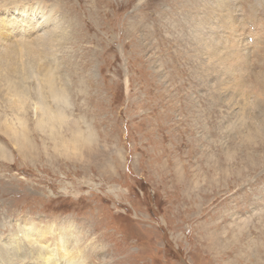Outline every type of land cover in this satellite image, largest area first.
Masks as SVG:
<instances>
[{
  "label": "rangeland",
  "instance_id": "1",
  "mask_svg": "<svg viewBox=\"0 0 264 264\" xmlns=\"http://www.w3.org/2000/svg\"><path fill=\"white\" fill-rule=\"evenodd\" d=\"M221 1L0 0L1 12L46 7L53 21L35 17L25 37L60 31L23 73L19 60L0 71V264L45 250L22 234L34 225L74 264H264V99L253 107L211 47L247 44L239 15L255 5L264 20V1ZM49 73L66 89L59 104ZM39 88L42 107L90 137L39 124Z\"/></svg>",
  "mask_w": 264,
  "mask_h": 264
},
{
  "label": "bare ground",
  "instance_id": "2",
  "mask_svg": "<svg viewBox=\"0 0 264 264\" xmlns=\"http://www.w3.org/2000/svg\"><path fill=\"white\" fill-rule=\"evenodd\" d=\"M226 2H227V0L226 1H224V0L221 1V5H223L224 8L227 6ZM250 3H251V1H250ZM257 3L261 4V2H258V0H257ZM263 7H264V5H263ZM10 9H12V10H10ZM10 9H7V10L2 11V12L0 11V13H2L0 15V71L10 72V67L12 66V64L14 65V67H15L14 69L16 70V69L19 68V63H20L22 65V68H21L22 70H20V69H18V70H20L23 73L24 70H25L24 63H23L24 62V57L26 56L31 64H33L35 62V60H39L41 50L42 49L44 50L45 47L48 48L49 46H52L54 40L58 36L57 34L60 35V31L59 30L55 31L57 29V28H55L53 30V37L51 38V40H47L41 35H39L38 37H35L33 39H31L29 37H25V36H27V34L33 33V32H36V31L39 30L41 22L38 21V19L36 20L35 17L41 16L42 20L46 19V17H47L46 23H48L50 21L51 22L53 21V19L50 18L51 15L49 16V13L46 10V7H41L40 5H36L34 7V9H32V7L30 5H28L27 3H26V6L24 4L23 5H18V6L16 5V7H13V8H10ZM249 9H250V12L254 11V13H250V15H251L250 17H254V18H251L250 20H247L242 14L239 15V18L241 19V21L244 23V25L247 28V29L243 28L244 32L242 33V38L245 39L247 44L243 43L239 47H237V46L235 47V46H231L233 44V43H231V41H227V43L225 45L224 44L220 45V43H218V45L215 46L213 44L211 47L214 50V54L216 53L215 49H217L216 55H218V56L221 55V53L218 51L219 46L223 47V54L220 57V63L226 68V70H224L225 72L227 71L229 73L230 72L233 73V76L229 80L231 85H232V80L233 79L234 80H238V85H239V87L241 86V89L239 90V92L243 90V93L245 94V96L249 97V102L254 107V105H256V103H258L259 100L261 101L262 99H264V96H263L264 95V23H262V21L264 22V20L262 18V14L258 13V11L256 10V6L255 5H250ZM41 11H43V12H41ZM49 11L52 12L51 9H49ZM16 12H19L20 13V17H22V18H20L19 16H16L15 15ZM225 12H224V14H225ZM256 13H257V15H256ZM250 17H248V18H250ZM224 18L226 19V16L225 17L223 16V19ZM255 18H256V20H258L257 22H255V20L254 21L252 20V19H255ZM251 20L253 22H251ZM248 21H250L252 24H254V27H256L257 30H258V28L260 26V28H261V29H259L260 31H258V32L256 31L257 33L254 32L253 29H252V25ZM235 24L237 25L238 28H242V26L239 25L238 22H235ZM248 24H249V26H248ZM228 26H229V24H228ZM58 31H59V33H58ZM16 34H20V35H16ZM19 36L24 37V38L21 39V41L22 40L24 41V48L20 47L17 51H15L14 49L12 51L10 46H9V41H15V40L18 39ZM34 36H36V34ZM57 40H59V38ZM215 41H217L216 38H215ZM238 42H240V41H238ZM249 49L251 51H249ZM246 50H247V52H246ZM210 51H211V48L209 46L208 52L210 53ZM46 54H44V55H46ZM235 55L237 56V63L241 64V66H239L240 68H238L237 64L234 65L235 62H234L233 59H235ZM211 57H213V56H211ZM246 58H249V60H254V59L261 60L262 64L259 63L261 65L260 68L258 66L259 69H256V70H253V71L249 68L250 71H248L247 69L251 65V63H248L246 61ZM43 59H44V57H43ZM13 60H15L14 63H13ZM18 60H19V63H18ZM217 61H219V60H217ZM252 66H254V65H252ZM37 70H38V68H37ZM20 71H18V72H20ZM246 72H251L252 74H250L249 77H246L248 75V73H246ZM14 73H15V71H14ZM15 74H18V73H15ZM2 75H3V73H1V76ZM253 77H254V80H251ZM4 78H5L6 82H7V84H9V82L12 80V78H9V76L7 78L6 77H4ZM7 79L9 80V82H8ZM46 81H47V84H50V86L48 87L50 92L53 89V92H51V94L53 93L55 101L57 102V104H59V102H61V100L63 98H65L64 95H65L66 89L59 88V87H54L55 77L51 78L50 73H49V77L46 79ZM40 84L43 85V87H45V84H44L43 81H39V85ZM236 85H237V83H236ZM245 87L246 88L248 87L249 90L248 91L245 90L244 89ZM19 89H20V87L18 85H12V89L8 92V93H12L13 94V97H9V95H8V97L10 98V101H11V104H10L11 108H12V105L18 106L19 108H21V105L23 104L22 102L25 99V97L27 96V93H22V92H20L21 90H19ZM39 89L40 90L36 91L37 95H38L36 97V101H38L39 103H33V107L36 105V110L35 111H36L37 121H38L39 124H41L42 126H45V127H46L47 124H49V128H50V126L52 124L54 126L56 125L55 126L56 128L52 129V131H54V132H57V128H60V129H58V131L61 130V128H62L61 126H63V127L66 126L67 129L68 128H73L74 132H75V135H76V138H72V140L73 139L76 140V139H78V137L83 138V139L85 137H90V136L86 135L88 133L82 134L81 130L78 127H75V126L72 127V126L68 125L67 123H64L65 117H64L63 113H61V109H56L55 110L56 112H55V111H52L51 108H49V106L48 107L47 106L42 107L43 105L40 104L41 103L40 101H42L44 97H42V100H40L41 96L39 95V91L41 92V88H39ZM44 93H45V91L41 92L40 94L41 95L42 94L45 95ZM14 96L16 98H18V99H19V96H22V98H24V99L17 100V99L14 98ZM12 98H14V99H12ZM250 99H253L254 103H252V101H250ZM9 103H8V105H9ZM8 107H10V106H8ZM19 108H16V109H18V112L20 111ZM13 110H15V109H13ZM255 116H257V115H255ZM17 123H19V122H17ZM63 124H65V125H63ZM25 126H24V128H25ZM54 132H53V134H54ZM45 135H47V134H45ZM48 135H50V134H48ZM25 136H26V134H25ZM52 136H54V135H52ZM85 140H87V139H85ZM3 151H6V149H3L2 152ZM60 231H61V229H60ZM22 234H26L29 238H34L33 236H36V238L32 239L33 243H34V240H36V239L40 240L41 243H43V241H44V243L46 244L45 250L43 251L42 250L43 247H41V250H38V252H31L36 257V260H34L33 262L26 261L25 263H23L22 260H19V259L15 258V257L10 256V257L6 258V262H1L2 264H74V262H72V260H73L72 258H74V257L69 256V257H72V258L69 259L67 255H66L67 257L64 255L65 253L64 254L62 253L65 250L67 251L66 248L69 245L66 246L65 243L62 244L61 242L59 243V245L54 243V242L49 243L51 240H49L48 236L46 237L45 227H40L39 228L38 226L34 225V226H31V228H29V230L26 233H22ZM63 237L62 236L60 237L62 241H64V239L66 238L65 237L63 239ZM20 238L19 237H15L14 238L13 236H11V242L12 241L14 242V245H16L15 248L18 246L20 241H22V239H20ZM41 238L42 239L44 238V240H42ZM41 243H39V244H41ZM70 250H69V252H70ZM73 251L77 252V250H73ZM22 252H24L22 249H20V248L17 249V253L19 255L23 256L27 260H30L27 257V254L22 253ZM76 252L75 253L72 252V253L76 254ZM77 254H79V253H77ZM19 262H22V263H19Z\"/></svg>",
  "mask_w": 264,
  "mask_h": 264
}]
</instances>
